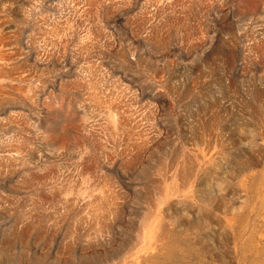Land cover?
Wrapping results in <instances>:
<instances>
[{
    "label": "rangeland",
    "instance_id": "1",
    "mask_svg": "<svg viewBox=\"0 0 264 264\" xmlns=\"http://www.w3.org/2000/svg\"><path fill=\"white\" fill-rule=\"evenodd\" d=\"M0 264H264V0H0Z\"/></svg>",
    "mask_w": 264,
    "mask_h": 264
}]
</instances>
